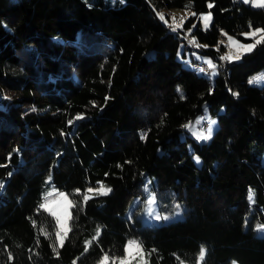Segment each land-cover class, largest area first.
Masks as SVG:
<instances>
[{
	"label": "trees",
	"instance_id": "1",
	"mask_svg": "<svg viewBox=\"0 0 264 264\" xmlns=\"http://www.w3.org/2000/svg\"><path fill=\"white\" fill-rule=\"evenodd\" d=\"M173 8L192 12L175 32ZM257 28L264 6L243 0H0V264H120L130 240L126 264H264V39L221 63V34ZM50 186L71 201L62 247ZM149 193L183 216L145 224Z\"/></svg>",
	"mask_w": 264,
	"mask_h": 264
},
{
	"label": "rangeland",
	"instance_id": "2",
	"mask_svg": "<svg viewBox=\"0 0 264 264\" xmlns=\"http://www.w3.org/2000/svg\"><path fill=\"white\" fill-rule=\"evenodd\" d=\"M247 3H251V5L254 7L264 6V3L254 4L252 2V0H248ZM208 13H211V12L203 13L200 15L201 25L204 29L210 28L212 25V22H213L212 13H211L210 21L207 24H205V22L203 21L202 16L207 15ZM191 14H192V12L189 9L173 8L169 11L170 22L182 27L184 22L191 16ZM197 23H198V20L193 23L192 28L197 26ZM257 29H261V28H257ZM255 30L256 29H252L250 31H244L243 32V35L246 38H250V40H242L234 34L224 32L225 38L222 40L226 45V49L223 53L224 58L226 57V59H228L229 61H240L245 53L250 52V51H247V50L243 49L242 47H240L241 45H254V47L252 48V50H253L255 48V46L257 45V43L262 40V38H261L262 35H258L259 33L255 32ZM246 33H252V34L245 35ZM235 54H239L240 58L239 59H230L229 58L230 56H233ZM178 56L180 59H183V47L180 48V52H179ZM193 56L197 57L199 60L204 61L207 64L211 63V65H214V67H211V72H210V76L212 78H214L216 75H218L219 69L215 65V62L211 56H205V55L199 54L198 52H195V51L191 52L190 50H187V57H188L187 59L188 60L186 63L188 65H191V63H192L191 60H192ZM262 74H264V73H260V74L256 75L255 77L261 76ZM251 81H253V82H251V84H253V85L264 86V79H260V80L252 79ZM213 121H214V124L212 125L211 137L213 136V133H214V131L218 125V120H217V118L213 117L210 114L208 107H206L204 113L200 114L194 121H192L189 124L188 129L191 132V134L194 135L200 142H205V141H208L209 139L199 138L200 133H204L205 135L207 134V130L203 127V124H205V122H208V124H209L210 122H213ZM207 129H208V127H207ZM60 194H63V196H61ZM44 195H45V201H44L43 205H47V207H44V209H46L52 215H53V213H56V215H54V216L56 218H57V216H59V218H60V223H59L60 229L59 230L67 232L69 230L70 217H71V201H70L68 195L64 191L59 190L55 186L48 187L44 191ZM64 197H66L67 199L65 200ZM137 204H138V200H134L131 204V208L135 207ZM157 214L160 217H166V219H156ZM140 216L142 218V221L145 224H159V223H162L163 221L174 220V219L182 217L183 211L181 210V208L177 207L173 211H170V212H161L159 209V204H158V201H157L155 194L149 193L148 199L145 203V206H144ZM130 241H136V240H130ZM136 242H138V241H136ZM140 256H142V251L139 254H137L136 251L133 250L131 253L127 252L126 258H124L122 260H124V261L132 260V259L139 258ZM235 262H236V264H239L237 261H235ZM103 264H107V261H104ZM232 264H233V262H232Z\"/></svg>",
	"mask_w": 264,
	"mask_h": 264
},
{
	"label": "snow or ice",
	"instance_id": "3",
	"mask_svg": "<svg viewBox=\"0 0 264 264\" xmlns=\"http://www.w3.org/2000/svg\"><path fill=\"white\" fill-rule=\"evenodd\" d=\"M245 3L248 2V0H244ZM252 2L254 4H257V3H264V0H252ZM209 7L211 8L212 5L209 4ZM210 18H211V13H208L207 15H204L202 16V19L203 21L205 22V24H207L209 21H210ZM255 32L257 33H261L262 36L261 38L264 39V29H256ZM252 33H246L245 35H250ZM240 47H242L243 49L247 50V51H251L252 48L254 47V45H241ZM230 59H239L240 58V55L239 54H235L233 56H230L229 57ZM209 67H214V65H211V63H209ZM254 80H260V79H264V74H262L261 76H258V77H255L253 78ZM250 83L253 82V81H249ZM69 123H71V121H69ZM214 124V121L213 122H210L209 123V126H208V129H207V134L205 135L204 133H200V136L199 138L201 139H210L211 138V135H212V125ZM187 127V125H186ZM197 159V162H199V158L196 157ZM111 189H108V188H105L103 185H100L97 189H91L89 188L88 189V192H95L97 194H101V195H106L108 194V192H110ZM61 196H63V194H60ZM253 197V194L250 193V199ZM90 197L88 195H85L84 196V199L85 201L87 199H89ZM64 199L66 200L67 198L64 197ZM41 207H47V205H41ZM179 208V206H177ZM53 215H56V213H53ZM156 219H166V217H160L158 214L156 215ZM57 223L59 224L60 223V218L59 216H57ZM258 228H264V225H258L257 226ZM66 231H58L55 233V236H56V239L59 240L61 242V247L63 246V239L66 237ZM97 236L99 235V231L97 232L96 234ZM87 243H90L87 242ZM133 250L136 251L137 254H139L141 251H143L142 249V246L139 242H136V241H130L126 247V252L128 253H131ZM204 255H205V249L203 247H201V250H200V253H199V260H203L204 258ZM108 260V256L107 254H105V256L103 257V261H101V264H103L104 261H107ZM120 264H126V262L124 260H121ZM233 264H236L235 261H233Z\"/></svg>",
	"mask_w": 264,
	"mask_h": 264
},
{
	"label": "built area",
	"instance_id": "4",
	"mask_svg": "<svg viewBox=\"0 0 264 264\" xmlns=\"http://www.w3.org/2000/svg\"><path fill=\"white\" fill-rule=\"evenodd\" d=\"M167 27L169 30L174 31V32L178 29V26L176 24L171 23V22H168ZM221 37L223 39L225 38V36L223 34H221ZM189 44L192 45L193 47H195V44L193 42H189ZM221 63L225 66V65H227V60L224 57H222ZM194 66L196 69H199L203 73L209 72V67L206 64L197 63V64H194ZM208 125H209L208 122H205L204 127L207 128Z\"/></svg>",
	"mask_w": 264,
	"mask_h": 264
}]
</instances>
